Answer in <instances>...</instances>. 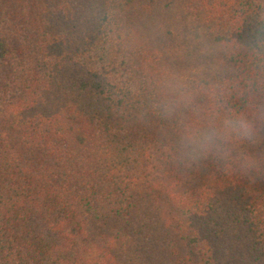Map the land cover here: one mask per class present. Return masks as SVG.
<instances>
[{
    "label": "trees",
    "instance_id": "1",
    "mask_svg": "<svg viewBox=\"0 0 264 264\" xmlns=\"http://www.w3.org/2000/svg\"><path fill=\"white\" fill-rule=\"evenodd\" d=\"M0 264H264V0H0Z\"/></svg>",
    "mask_w": 264,
    "mask_h": 264
},
{
    "label": "clouds",
    "instance_id": "2",
    "mask_svg": "<svg viewBox=\"0 0 264 264\" xmlns=\"http://www.w3.org/2000/svg\"><path fill=\"white\" fill-rule=\"evenodd\" d=\"M179 90L184 88L180 82L175 85ZM252 135V126L250 122L241 114L234 112H225L219 124L212 127L209 133L201 140V145L208 150L218 148L228 143L232 138L246 139Z\"/></svg>",
    "mask_w": 264,
    "mask_h": 264
}]
</instances>
